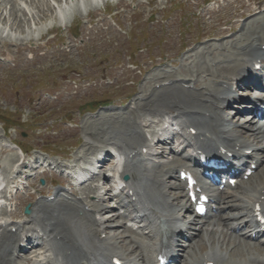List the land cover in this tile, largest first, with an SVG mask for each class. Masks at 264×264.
<instances>
[{"label":"bare ground","instance_id":"6f19581e","mask_svg":"<svg viewBox=\"0 0 264 264\" xmlns=\"http://www.w3.org/2000/svg\"><path fill=\"white\" fill-rule=\"evenodd\" d=\"M66 1L78 4V0ZM249 1L232 0L223 7L240 2L237 6L239 18L252 16L255 9L264 7V0ZM45 3V0H38L32 5L40 10L39 5ZM11 5L12 10H17V3L12 2ZM99 8L100 5L95 10ZM20 10L23 15H28ZM206 11L213 14L217 10L208 8ZM15 22L17 26L12 25V29L23 27L20 16L15 18ZM238 32L237 37L227 41V46L234 52L228 48L224 49L221 57L209 54L205 57L202 49L198 52H202L203 57L197 58V62L192 60L196 54L192 58L188 55L178 70L165 69L147 78L134 106L84 119L81 130L86 134V150L73 159L86 158L100 147L106 155L110 152L124 156L126 165L121 177L128 175L129 179H122L126 187L120 192H114V186L110 185L105 195H101V185L96 184L87 195L95 194L94 201L78 196L76 188L72 192L57 191L54 199H48L45 195L49 190L40 187L35 178H29L27 169L31 165L28 161L14 154L12 165L3 167L0 164L2 171L8 173L5 175L8 182L17 186L20 178H26L27 188L35 189L26 191L21 198L16 197L18 205L10 212L7 207L0 209L1 215L9 213L16 218H0V264H112L115 257L123 264H158L160 252L168 255L167 264H264V242L254 241L264 233V223L255 219L257 205L264 208V124L259 125L256 121L260 114L258 103H264V94L259 93L263 92L260 81L264 76L261 73L253 75L249 70L259 62L264 67V62L260 60L264 55V15L244 20ZM5 38L6 41H14L12 35ZM28 38L14 39L22 42ZM19 44L21 47L23 42ZM238 82L256 89H250L242 97L248 103L243 106V111L230 116L225 109L238 97ZM156 83H159L158 87ZM145 117L162 129L168 119L176 120L185 133L195 129L196 133L186 134L182 142L185 148L192 147L198 155L221 153L227 159V153L231 152L235 159H245L248 166L256 162L257 169L262 167L261 173L256 180L248 183L243 178L244 169L239 175L243 179L238 184L241 191H230L231 186H227L221 193L211 195L212 207L207 218L200 220V215L188 199L186 182L179 179L180 171L191 167L190 157L194 155L175 152L173 143H167L166 137L159 139L157 149L152 150L146 133L154 135L158 132L154 128L145 131L141 123ZM144 148L148 152L144 153ZM0 150L6 152L5 148ZM88 150H91L89 154ZM249 150L252 153H248ZM165 155V162L151 165L153 158ZM38 158L35 157V160ZM51 163L44 172H54L53 168L67 165L56 162L54 167ZM103 167H113V162L104 161ZM257 169L249 178L257 174ZM10 172L12 176H9ZM109 177L110 174L99 172L92 181ZM37 194H42V197H37ZM28 200L34 203L31 213L24 216L21 208ZM114 206L131 214L136 212L134 220L140 224L139 229L127 225L126 214L113 213ZM234 209L237 211L232 212ZM99 214L101 218H97ZM105 214L108 217L103 218ZM187 214L190 216L187 217ZM206 223L212 224V228L206 229ZM244 225L248 226V230L237 232ZM163 229H168L165 240H161L159 235ZM23 244L26 246L23 247ZM37 246L44 249L43 258L38 256L34 259L22 254L25 248L34 249ZM203 247L206 249L201 252Z\"/></svg>","mask_w":264,"mask_h":264},{"label":"rangeland","instance_id":"374dc122","mask_svg":"<svg viewBox=\"0 0 264 264\" xmlns=\"http://www.w3.org/2000/svg\"><path fill=\"white\" fill-rule=\"evenodd\" d=\"M31 1L38 0H1L0 4V148L6 149V152L0 150V164L3 167L12 165L14 154L26 159L32 165L27 169L29 176L36 177L38 185L52 192L60 186L52 187L50 182H46L54 179L56 183H62L65 174H45L38 170L36 175V169H32L37 166L32 161L34 157H40L45 163L63 162L76 166L74 170L78 172L80 166L86 167L90 158L102 151L100 147L89 154L92 148L87 151L89 155L86 158L74 161V157L86 150V134L81 130L84 119L134 106L147 78L165 69L178 70L188 55L192 58L196 54L192 60L197 62V58L203 57V53L198 52L202 49L205 57L208 54L221 57L224 49L228 48L234 52L227 46V41L240 34L238 31L244 20L264 15V8H261L255 9L252 16L239 18V3L221 6L213 14L207 13L208 8L222 5V0H113L117 2H108L107 12L103 10L104 0H99L98 4L93 0H78V4L70 2L64 19H58L62 0H45L44 5H39L40 10ZM12 2L17 3V10L11 9ZM99 5L100 8L95 10ZM20 9L28 15H23ZM16 13L23 20V27L14 30ZM236 19L238 21L234 22ZM12 25L15 28L12 29ZM53 25L57 27L56 32L47 34V29ZM7 29L5 34L3 31ZM7 35H12L14 41H6ZM16 37L29 38L19 47L22 42L14 39ZM136 48L140 50L130 58V52ZM134 61L137 65L131 64ZM246 92L247 87L243 83L239 85V96H245ZM240 99L233 101L225 112L234 114L238 105L243 107ZM141 123L146 131L151 129L145 118ZM9 138L20 141L31 150L30 154H23ZM261 170L259 167L257 174L248 181L256 180ZM1 174L8 175L4 171ZM42 178H45V184L40 182ZM24 183L22 181L19 187L22 191L25 190ZM96 183L80 185L78 196L86 197ZM63 184L65 188L72 189L71 185ZM106 187L104 184L102 193ZM230 191L241 190L235 187ZM94 197L95 194L91 193L87 201ZM28 204L33 205L32 200ZM12 206L15 205L11 203ZM113 211L122 212L116 207ZM6 218L13 219L11 216ZM209 224L206 223V229L212 228ZM247 229L244 226L237 232ZM260 240L263 241L264 236L254 241ZM204 247L201 252L206 249ZM30 254L36 255L34 251Z\"/></svg>","mask_w":264,"mask_h":264}]
</instances>
